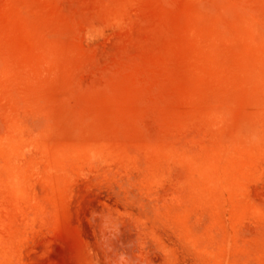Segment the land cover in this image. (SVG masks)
<instances>
[{
  "label": "rangeland",
  "instance_id": "374dc122",
  "mask_svg": "<svg viewBox=\"0 0 264 264\" xmlns=\"http://www.w3.org/2000/svg\"><path fill=\"white\" fill-rule=\"evenodd\" d=\"M0 264H264V0H0Z\"/></svg>",
  "mask_w": 264,
  "mask_h": 264
}]
</instances>
